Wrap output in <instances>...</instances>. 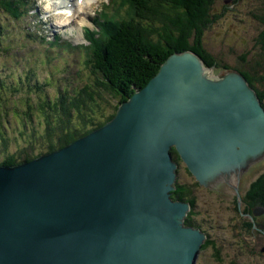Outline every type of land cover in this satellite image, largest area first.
Listing matches in <instances>:
<instances>
[{"label": "water", "instance_id": "water-1", "mask_svg": "<svg viewBox=\"0 0 264 264\" xmlns=\"http://www.w3.org/2000/svg\"><path fill=\"white\" fill-rule=\"evenodd\" d=\"M173 149L221 194L264 160V108L242 74L175 53L107 125L0 167V264H194L207 235L172 199Z\"/></svg>", "mask_w": 264, "mask_h": 264}, {"label": "trees", "instance_id": "trees-1", "mask_svg": "<svg viewBox=\"0 0 264 264\" xmlns=\"http://www.w3.org/2000/svg\"><path fill=\"white\" fill-rule=\"evenodd\" d=\"M130 1L133 8L131 7L126 18L124 15L121 20L110 21V14L107 12L98 19L101 28L99 41L93 38L91 47L75 59V63L78 60L81 65L79 83L66 74L69 83L57 80L55 92L51 94L48 92L49 83L38 82V75L32 70L22 76L23 85L21 81L8 83L0 78V91L7 93L1 99L0 107L12 106L3 117L0 114V159L4 158L3 161L9 163L7 165L15 166L21 159L31 160L33 156L36 159L63 149L73 141L107 125L115 118L121 104L143 90L175 53L191 52L203 60L208 68L219 73L237 71L258 93L264 105L263 57L258 54L249 59V54L244 56L242 62L251 61V65L238 63L232 66L223 61V57L215 56L205 42L207 31L223 20L224 15L215 13L223 9L220 5L224 0ZM28 4L29 0H0V54L5 57L18 53L12 48L1 46L10 45H6L8 32L17 36H24L26 33L18 27L12 29V22L23 21L19 17L20 9ZM120 7L121 10L125 9L124 4ZM250 11L253 10L250 8ZM256 42L264 52V32L261 34V44L259 40ZM47 57L51 59L50 55ZM6 77L10 78L11 75ZM15 108H30L31 122L38 124L42 130L22 131L14 119L18 115ZM35 117L37 121L34 120ZM19 122L22 123L21 120ZM39 147L38 156L30 152H37ZM172 153L181 166L183 162L176 150L173 149ZM178 174H181L180 169ZM199 188L196 180L187 183L179 178L172 199L190 203L195 208L196 191ZM249 195L258 199L256 203L264 205V173L252 184ZM192 213L196 214V210ZM193 214L189 218L193 219ZM197 224L194 222L193 227L197 228ZM209 246L216 250V242L207 237L202 249ZM217 253L219 260L220 252ZM261 255L264 256V253Z\"/></svg>", "mask_w": 264, "mask_h": 264}, {"label": "rangeland", "instance_id": "rangeland-1", "mask_svg": "<svg viewBox=\"0 0 264 264\" xmlns=\"http://www.w3.org/2000/svg\"><path fill=\"white\" fill-rule=\"evenodd\" d=\"M30 1L31 0H29V2ZM238 2L239 4H237ZM98 7L100 9L103 8L102 4H100ZM131 7L133 8L132 5ZM220 7H223V9L219 11L217 10L215 14L217 15L218 13H220V16L224 15L222 22H220L218 26H213L206 33L205 42H207L208 48L210 47L211 52L215 56L223 57V61L232 66H235V64L238 65V63L247 64L248 66L249 64L251 65V61H247L245 63L242 62V60H244V56H247L249 54V59L258 54L264 59V52L262 50V47H260V45H257L256 42V40H259V44H261V34L264 32V0H224V3L221 4ZM250 8L253 11H250ZM91 10H94V8L92 7ZM130 10L131 8L129 9V11ZM41 11L42 18H45V13L46 15L52 13L49 11L44 12V7L42 6ZM36 12L38 11L32 12L31 14H33V16H28L23 12V10L20 9L19 17L23 18V21L26 23V25H28L31 24L29 20L35 18L34 16H36ZM89 15H91V12L89 13ZM80 17L81 14H79L77 18L79 22L81 20ZM83 19L85 20V18ZM259 20H261V22ZM5 21L8 20L5 19ZM59 21V19L55 18L51 22L54 25H58ZM87 23H89V19L87 20ZM63 24H65L64 21ZM12 25H14L12 29H16L18 27V23L12 22ZM30 38L36 43H41L42 41H44L43 37H36L35 35H31ZM28 40L29 38H26L24 40V43ZM24 46H26V44ZM50 46L51 45L49 43L45 42L44 49L47 50V48H49ZM14 47L13 49L15 50ZM19 49L20 47H18V50ZM21 52V57L23 58L24 56V58H27L23 59L24 64L21 63L22 58L15 60V58L9 57L10 55L8 57H5L3 56V54H0V78L3 76L4 72L9 73L11 71V76L14 77L18 75V73L24 72L26 70L25 63H28V65L33 64L32 62H34L35 56L37 55L32 54V52L29 51L28 48L24 49ZM57 53L58 51L56 52V50H54V54ZM28 55L29 57H27ZM69 57L70 59H76V57L72 54H69ZM47 66L37 70L39 79L43 80L46 78V72L49 70ZM65 69L66 66H62V61H60L58 70L63 71ZM78 69H81L80 63ZM208 69L213 73H219L214 69ZM77 75L80 76L78 70ZM63 76L64 75L62 72H59L57 74L58 79L62 78ZM57 78L54 74H50L45 80V83L50 82L52 85H56ZM12 80L13 79H10V81ZM48 92H54L52 86L48 87ZM3 98H5V95L0 91V101ZM4 103L7 102L4 101ZM9 107L12 106L6 105L5 107H0V114L2 117L4 116V114L8 113ZM262 107L264 108V105H262ZM15 110L18 112V115L17 117H14V119L16 121V124L20 129H22V131L28 132L29 130H42L38 124H33L31 122L30 116L32 114V111L30 108H22L21 110L15 108ZM19 116L21 117L19 118ZM19 120H21L22 123H20ZM34 120L37 121L36 117L34 118ZM90 134L88 133L87 136H89ZM30 152H32V154L35 153V155L38 156L40 153V147L37 152L31 150ZM34 157L36 156L31 157L32 159L29 158L31 160H28V158L21 159L15 166L31 163L34 160ZM3 159H0V167H14L7 165L9 163L3 161ZM186 169V166L184 165V163H182V165L180 166L181 174L179 175L178 179L182 178L183 182L185 181L187 183L194 182L196 179L189 171H187L188 169ZM263 173L264 160L252 167L245 175L238 188L229 194H221L215 192L213 190H210L209 188L200 186V184L198 183L200 188L196 191L197 203L195 205V208L191 207V209L186 213L187 216H185L183 221L186 227L191 228L194 222H196V224L198 223L196 229H199L198 227L200 226L199 230L201 232L204 231V233H207L206 238L210 237L211 240L216 242V250L212 248V246H209L206 249H201L196 256L194 264H264V256L261 255L262 253H264V205H259V203H256L258 199L256 200L249 195V190L252 184H254L255 180ZM173 192L174 191H172V193ZM187 204L191 206L190 203ZM195 210L196 214H193L192 212H195ZM190 214H193L195 217L193 219L189 218L191 217ZM217 252H220L219 260L217 257Z\"/></svg>", "mask_w": 264, "mask_h": 264}, {"label": "bare ground", "instance_id": "bare-ground-1", "mask_svg": "<svg viewBox=\"0 0 264 264\" xmlns=\"http://www.w3.org/2000/svg\"><path fill=\"white\" fill-rule=\"evenodd\" d=\"M53 1L55 3H57V4H55L56 9L53 11V14L50 13L49 15L48 14L46 15V13H45V18L41 17L42 11H40V10H31L29 7H26L25 9H23V12L28 16H33V14H31V13L34 11H38L39 12V18H38V12L35 13L36 16H34V17L37 19H44L45 20L43 25H42L45 30H47L51 26L52 28H54L57 31L61 25L60 23H62L63 21L65 22V25H67V26L71 25L72 20L77 19L79 14H81V17H80L81 20H80V22L78 21V28L80 26L86 25L87 20H86L85 14H83V13L87 12V10H85L84 8L81 9V7L79 6V0H53ZM21 10H22V8H21ZM55 18L60 20L58 22V25H54L51 22ZM83 18H85V20ZM29 21L31 24L26 25V27H27L26 33H30L33 31V22H32V20H29ZM79 38H81V36ZM43 43H45V40L43 41ZM94 132H95V130H94ZM81 139H79V140H81ZM79 140H77V141H79ZM77 141H75V142H77ZM39 158H37V159H39Z\"/></svg>", "mask_w": 264, "mask_h": 264}]
</instances>
